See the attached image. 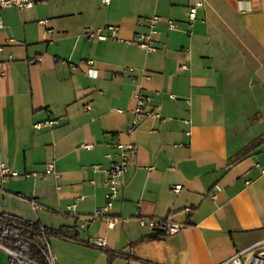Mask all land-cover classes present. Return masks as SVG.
<instances>
[{
  "label": "crops",
  "instance_id": "crops-1",
  "mask_svg": "<svg viewBox=\"0 0 264 264\" xmlns=\"http://www.w3.org/2000/svg\"><path fill=\"white\" fill-rule=\"evenodd\" d=\"M195 1L33 0L2 10L0 161L17 175L0 192V213L49 230L59 264H224L264 237V0H199L190 20ZM154 14L157 48L146 51L129 41ZM110 25L113 37L89 35ZM139 88L156 114L129 133ZM45 120L56 123L33 127ZM128 142L136 153L123 187L94 217L104 170ZM51 159L57 176L44 173ZM107 216L127 221L110 228ZM141 217L184 227L151 238Z\"/></svg>",
  "mask_w": 264,
  "mask_h": 264
},
{
  "label": "built area",
  "instance_id": "built-area-1",
  "mask_svg": "<svg viewBox=\"0 0 264 264\" xmlns=\"http://www.w3.org/2000/svg\"><path fill=\"white\" fill-rule=\"evenodd\" d=\"M109 2L110 0H102V3L105 5L109 4ZM32 4L33 0H0V29L3 27L1 18V12L3 9L8 7L25 9L31 7ZM200 6L201 2L199 0L195 1L194 5L190 8L189 11L190 20L194 19L195 11ZM160 20L161 16L156 14L142 18L141 23L147 27V31L145 33L137 34V36L129 42L144 48L146 51H154L157 47L153 40V36L157 33L156 25ZM167 26L169 29L176 28V24L172 19L167 20ZM117 29V26L110 25L106 27V33H102L100 32V30H98L96 32H89V35H95L98 39L104 40L107 37H113ZM1 50L2 45L0 44V51ZM86 63L88 65H91L93 61L87 60ZM1 74L2 73L0 71V76ZM86 74L89 77H96L97 72L94 68L89 67L86 71ZM134 97L135 105L132 110V120L130 125L127 127V132L129 133L134 130V128L138 125L144 115L156 114L155 106L149 105L151 97L145 94L141 88H139L135 92ZM170 97H173V95H170ZM89 109V104H86L85 110ZM55 123V120H45L44 122L34 123L33 127L35 129H40L43 126H51ZM81 147L90 148L91 145L81 144ZM115 147L117 150L116 154L118 155V160H111L109 167L104 170V184L106 187L105 204L102 207L94 209L92 213L94 217L105 216V211L111 208L114 199L116 198L120 189L123 187V177L135 158L136 145L134 142L117 143ZM106 157L108 159H111V154H106ZM92 167L94 170H98L100 168V166L97 164L93 165ZM44 173L46 175L57 176L54 160L51 159L45 162ZM15 175H17V172L11 171L4 162L0 161V192L4 190V184L7 179L10 176ZM173 189L178 192L180 189V185H175ZM213 190L217 192L218 190H220V186L218 184H215L213 186ZM211 196L213 198L215 197L214 194ZM30 203L35 209L39 207L37 200L33 197L30 198ZM73 206L74 204L69 205L68 210L72 211ZM119 219L123 222L127 221V218L125 217L118 218L116 216H107L108 227L111 228ZM138 222L140 226L149 228L152 233L161 235L174 234L184 227L183 223L174 222L171 217H167L165 219L155 217H141L138 219ZM8 223L12 224L14 228L19 230L13 232H4L3 234L31 244L42 257V260L32 259L24 255L23 253L11 249L0 243V247L3 248L8 254V264H59L49 240V230L42 226H36L34 224L21 221L10 220L8 221ZM85 224V222H81L80 226L83 227L85 226ZM93 244L97 247H104L105 245L102 238H98L93 242ZM224 264H264V237L254 242L249 247L237 251Z\"/></svg>",
  "mask_w": 264,
  "mask_h": 264
},
{
  "label": "trees",
  "instance_id": "trees-1",
  "mask_svg": "<svg viewBox=\"0 0 264 264\" xmlns=\"http://www.w3.org/2000/svg\"><path fill=\"white\" fill-rule=\"evenodd\" d=\"M10 220L31 223L36 226H39L37 223L25 221L16 216L5 215L3 213H0V243L11 249L19 251L32 259L42 260L40 253L31 244L3 234L4 232H13L19 230L14 228L12 224L8 223V221ZM161 236V234L150 235L151 238H158Z\"/></svg>",
  "mask_w": 264,
  "mask_h": 264
},
{
  "label": "rangeland",
  "instance_id": "rangeland-1",
  "mask_svg": "<svg viewBox=\"0 0 264 264\" xmlns=\"http://www.w3.org/2000/svg\"><path fill=\"white\" fill-rule=\"evenodd\" d=\"M80 255L82 257V254H80ZM89 255L90 254L87 253V256H89ZM84 256L86 257V260H82V262L90 261V259H87V256L85 254L83 255V258H84ZM8 261H9V259H8L7 252L3 248L0 247V264H8ZM99 263L102 264L101 261Z\"/></svg>",
  "mask_w": 264,
  "mask_h": 264
}]
</instances>
